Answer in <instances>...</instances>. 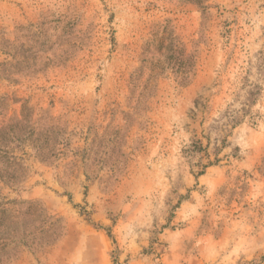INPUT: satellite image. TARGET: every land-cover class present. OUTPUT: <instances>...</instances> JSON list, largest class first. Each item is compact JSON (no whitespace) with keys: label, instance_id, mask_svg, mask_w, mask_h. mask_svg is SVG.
I'll return each mask as SVG.
<instances>
[{"label":"rangeland","instance_id":"374dc122","mask_svg":"<svg viewBox=\"0 0 264 264\" xmlns=\"http://www.w3.org/2000/svg\"><path fill=\"white\" fill-rule=\"evenodd\" d=\"M0 264H264V0H0Z\"/></svg>","mask_w":264,"mask_h":264}]
</instances>
